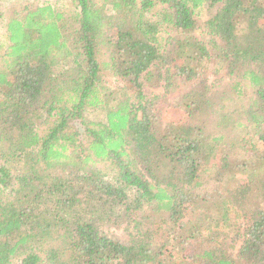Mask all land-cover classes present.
<instances>
[{
    "label": "trees",
    "instance_id": "1",
    "mask_svg": "<svg viewBox=\"0 0 264 264\" xmlns=\"http://www.w3.org/2000/svg\"><path fill=\"white\" fill-rule=\"evenodd\" d=\"M1 25L0 264H264V0L20 2Z\"/></svg>",
    "mask_w": 264,
    "mask_h": 264
},
{
    "label": "rangeland",
    "instance_id": "2",
    "mask_svg": "<svg viewBox=\"0 0 264 264\" xmlns=\"http://www.w3.org/2000/svg\"><path fill=\"white\" fill-rule=\"evenodd\" d=\"M70 1L71 0H0V5L2 6H9L11 4L15 3H20L24 2L27 5L32 4V5H42V4H56L58 8L63 9L65 7L70 6ZM3 26H0V45H6L7 44V39L6 37L3 36ZM215 78L210 77L209 83H214ZM224 85V83H222ZM192 84L179 78L175 77L174 79V85L173 88L171 89V93L168 96V101L164 103L161 106V115L162 119L165 123H170V122H178V121H185L186 120V114L180 110V108H177L174 106V100L176 97H178L181 94H184L188 90H190ZM143 93L144 96H146L148 99H152L154 97H158L163 94V89H157V88H151L147 85L143 86ZM243 104L245 107L248 106V99H244ZM236 108H239L237 105L235 106ZM242 122L244 124H248V122L244 119H242ZM249 125V124H248ZM219 161V160H218ZM121 234V233H120ZM233 234L230 235L229 240L232 239ZM240 246V243L237 245V248Z\"/></svg>",
    "mask_w": 264,
    "mask_h": 264
}]
</instances>
